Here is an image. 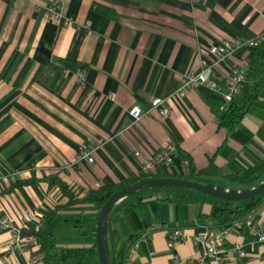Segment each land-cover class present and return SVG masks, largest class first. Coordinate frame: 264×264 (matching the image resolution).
Wrapping results in <instances>:
<instances>
[{
  "label": "crops",
  "instance_id": "obj_1",
  "mask_svg": "<svg viewBox=\"0 0 264 264\" xmlns=\"http://www.w3.org/2000/svg\"><path fill=\"white\" fill-rule=\"evenodd\" d=\"M52 2L0 0V215L19 223L32 209L59 206L49 264H99L96 208L68 203L57 185L42 180L49 174L59 172L82 198L102 184L140 176L143 164L172 139L195 170L192 178L181 176L187 161L176 154L169 169L177 178L237 189L264 179V170L250 186L226 178L264 161V98L233 128L219 124L221 92L205 84L171 98L165 118L151 106L174 92L184 74L200 70L212 44L264 31V0H60L72 20L68 26L45 16ZM237 64L239 56L222 60L215 78ZM134 106L142 112L137 120L130 114ZM90 141L98 145L91 163L81 157ZM32 177L31 184H16ZM171 196V190L149 189L116 204L107 228L112 264H120V251L121 264H185L201 251L192 236L226 227L213 200L180 203ZM236 219L264 224V196ZM173 228L189 238L169 247ZM11 238L0 228V264H29L35 249L10 247ZM220 243L227 249L223 261L201 264H264V246L247 231L231 228ZM233 246L246 255L238 257ZM61 248L92 253L61 260L53 254Z\"/></svg>",
  "mask_w": 264,
  "mask_h": 264
},
{
  "label": "built area",
  "instance_id": "obj_2",
  "mask_svg": "<svg viewBox=\"0 0 264 264\" xmlns=\"http://www.w3.org/2000/svg\"><path fill=\"white\" fill-rule=\"evenodd\" d=\"M45 16L49 19L58 20L68 26L72 23L71 18H65L60 9V0H53L52 4L46 7ZM86 25H89L87 22ZM264 41V31L258 33L251 38H241L232 36L223 41L212 44L207 52V56L201 59V68L198 72H187L181 79L177 89L162 97L155 98L151 102L152 109H156L159 116L165 118L169 115L171 106L169 101L173 97L185 98L188 93L198 84H205L209 88L221 92L222 103L219 106L220 112H225L233 97L237 96L242 88V83L245 80L247 71L250 66L249 51L252 47L258 46ZM239 56V64L229 67L228 73L220 79L215 78V67L227 57ZM84 72L80 71L77 74V81L81 85L84 83ZM130 114L137 120L141 118V109L134 106L130 109ZM89 148H84L81 152V157L87 162H93L94 147L92 141L88 142ZM177 146L172 139H168L164 145L157 150L152 159L143 164V173H155L161 167H170L176 156ZM184 166H187L185 162ZM28 222L32 223L35 231L41 229L44 222V216L38 209L30 210L23 218L22 222H14L7 216L0 215V228L9 229L12 238L8 241L10 247L27 250L28 248L35 249L34 254L29 259V264H39L43 260V255L39 251V242L35 235H23V231L27 228ZM231 228H237L247 231L255 240L262 243L264 246V224L254 222L250 219H236L230 225L223 228L221 231L210 233L208 231L200 233L192 238L201 246L200 254L196 258H191L185 264H201L207 258H213L218 262L223 261L227 249L220 243L221 239L230 231ZM189 236L179 228L171 229L167 234V244L169 247L175 243L188 239ZM137 244L129 250V255L134 253ZM231 252L236 253L238 257L246 255L241 246H233ZM45 264V263H43Z\"/></svg>",
  "mask_w": 264,
  "mask_h": 264
},
{
  "label": "trees",
  "instance_id": "obj_3",
  "mask_svg": "<svg viewBox=\"0 0 264 264\" xmlns=\"http://www.w3.org/2000/svg\"><path fill=\"white\" fill-rule=\"evenodd\" d=\"M250 66L247 71L244 82L242 83V88L240 93L233 97L230 102L228 109L220 115V125L226 128L235 127L244 117L247 109L253 104L257 103L263 97L264 92V77L262 73L264 71V41H262L258 46L252 47L249 51ZM176 154H178L182 160L188 162L186 169L183 171V175L188 178H192L195 175V170L192 166V162L187 154H183L177 147ZM264 170V161L259 162L253 166H250L244 170H239L228 175L226 178L232 185H242L250 186L257 183L261 172ZM59 172L49 174L42 178L49 185H57L64 195L68 198V203H86L91 204L96 208L98 212L105 200L118 188L124 186L125 184L131 183L133 181L141 180L143 178H153V177H176L175 174L168 167H161L155 173H142L136 178L126 179L122 182L113 184H102L92 191H90L86 196L82 198H77L73 195L70 188L67 186L66 182L58 175ZM198 173V172H196ZM34 177L30 179L20 180L16 184H31L35 182ZM171 190L172 196L170 200L173 202L180 203H196L206 200H213L216 204L220 206V210L216 215L219 222L224 223L228 226L230 222L242 215L243 212L247 211L254 205H256L264 196V192L256 195L254 197L248 198L247 204H242L243 200H227L222 198H217L210 196L208 194L199 192L197 190L186 189V188H162L159 190ZM234 203H240L238 205H233ZM59 206L53 210H39L44 216V222L40 230L35 231V227L32 223L28 222L27 228L22 232L23 235L33 234L36 236L39 242V250L44 254L45 264H49L48 257L50 250H52V235L54 232V219L56 216V210ZM92 250L83 248H61L55 250L53 253L57 255L61 260L77 259L85 257L86 255H91ZM124 257L123 251H120L118 255L119 262L121 264Z\"/></svg>",
  "mask_w": 264,
  "mask_h": 264
},
{
  "label": "water",
  "instance_id": "obj_4",
  "mask_svg": "<svg viewBox=\"0 0 264 264\" xmlns=\"http://www.w3.org/2000/svg\"><path fill=\"white\" fill-rule=\"evenodd\" d=\"M186 188L197 190L213 197L227 200H244L264 192V179L249 188H225L214 183H201L191 179L177 177H151L125 184L114 191L98 211L95 226V246L99 264H112L108 241V221L116 204L137 192L149 189Z\"/></svg>",
  "mask_w": 264,
  "mask_h": 264
},
{
  "label": "rangeland",
  "instance_id": "obj_5",
  "mask_svg": "<svg viewBox=\"0 0 264 264\" xmlns=\"http://www.w3.org/2000/svg\"><path fill=\"white\" fill-rule=\"evenodd\" d=\"M56 264H61V263L59 261H57Z\"/></svg>",
  "mask_w": 264,
  "mask_h": 264
}]
</instances>
